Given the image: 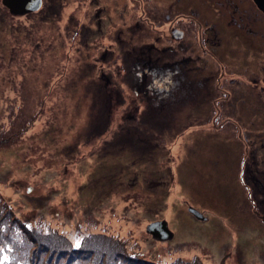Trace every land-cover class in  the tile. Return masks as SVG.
I'll return each mask as SVG.
<instances>
[{
  "label": "rangeland",
  "instance_id": "374dc122",
  "mask_svg": "<svg viewBox=\"0 0 264 264\" xmlns=\"http://www.w3.org/2000/svg\"><path fill=\"white\" fill-rule=\"evenodd\" d=\"M82 1L47 16L46 0L21 17L0 5V264H33L24 255L46 244L15 219L79 249L53 264H264V35L219 26L214 78L192 72L205 25L172 39L176 53L161 29L132 26L143 1L119 0L123 19L93 35L70 21H88ZM184 55L195 63L170 72ZM150 58L164 73L146 72ZM155 222L172 238L150 234Z\"/></svg>",
  "mask_w": 264,
  "mask_h": 264
},
{
  "label": "flooded vegetation",
  "instance_id": "af4514ba",
  "mask_svg": "<svg viewBox=\"0 0 264 264\" xmlns=\"http://www.w3.org/2000/svg\"><path fill=\"white\" fill-rule=\"evenodd\" d=\"M47 1L50 2L52 7H50V5L48 6V4L45 5V0H42V7L40 10H38L37 12H29L24 15L12 14L11 9L4 5L3 0H0V5L5 9V12L13 16L20 17L41 13L43 8H46L48 6V9L50 11H46L45 15L47 16L53 13L52 11L54 7L57 8L58 5L61 7L63 0H46V2ZM113 1L114 4L111 5L103 4L100 0H83L81 3L83 5V9L88 8L86 13H84L85 18L88 17V21L80 23V21H78L76 19V16L74 15L75 11H72V13L70 14V21L74 25H79V27L82 29L95 30L92 35L98 32V30L100 29H106L109 27L115 28L114 25H117V18L118 20H122L123 13L122 10L117 12L120 6L118 5L119 0ZM139 1L140 0H138V2ZM141 1L143 2L139 3L140 5L137 10L134 7L135 13L137 15L138 13H140V15L137 18L133 19V21L135 20V24L133 23L132 26L139 28L143 24H148V28L150 30H153L154 32L161 29L163 34L157 40L166 41L170 45H168V50L173 49L176 51V53L180 52L179 47H171V40L173 39L178 41L177 43L179 45L183 43L182 38H184V34H186L183 29H185L186 27H193V29L196 28L197 30V28L203 29V26H201L200 24L206 26L207 32H204L203 30H201V32H197L198 43L201 42L203 44V47L205 48L204 54L206 56L205 58H196L197 65L194 66V71L192 72L197 73L194 74L202 75V73L211 72L212 74L207 76H212L214 78L224 76L223 74L216 75V59L213 57L211 52L214 51L213 38L214 36L218 37L217 31L218 29H220L219 26H222L221 28H225L226 25H228L233 31L237 32L238 34H244V42H252L251 44H255V41H257L258 39L257 35L261 33L264 35V13L255 4L254 0H210V2L208 3L206 0H196V4L193 7H188L186 4V0H152L151 9H149L148 7L149 5L147 0ZM143 3H146L147 6L141 5ZM215 4L226 6L225 8H222V10H229H227L226 12H221V10L214 8L216 10L215 13L212 15L210 13L211 11H207L206 9H208L210 6V8H212V6ZM158 6L159 9L156 10ZM112 7L114 9H111ZM21 9L22 11H25L27 9V6H24L23 8L17 7L16 11L19 12ZM76 12H80V10H77ZM105 20H108V22H106ZM132 26H128V28ZM116 27H118L119 29L121 28V26ZM167 30L171 32L167 34ZM235 37L237 38V40H239V43L241 44L242 38L240 36L234 35L233 39ZM121 39L122 37L120 36L119 42ZM205 45H207V47H205ZM241 45H244V43ZM178 59L179 60L174 61V65L168 68L170 72H183L184 67L189 64L195 63L196 61L192 57L188 58L185 55ZM152 60L154 59H147L148 68L146 72L156 76L164 73V66L159 68L155 64L156 62H158V60L156 62H153ZM200 66H204V70ZM200 70L202 72H198ZM231 81L233 82V84L239 82L237 79H231ZM262 82L264 83V80H262ZM260 173L264 174L261 171ZM259 183L262 185V181H259Z\"/></svg>",
  "mask_w": 264,
  "mask_h": 264
},
{
  "label": "trees",
  "instance_id": "16d2710c",
  "mask_svg": "<svg viewBox=\"0 0 264 264\" xmlns=\"http://www.w3.org/2000/svg\"><path fill=\"white\" fill-rule=\"evenodd\" d=\"M147 77V76H146ZM144 77V78H146ZM147 80V79H146ZM2 219H0V227L2 228ZM15 221L20 223L21 229H23L26 233L25 236H21V237H25L26 239H29L30 244L32 245V247L34 246V244L36 245V243L38 242H45L46 244H40L39 245V250H37L38 252H36L34 255H30V257L25 254L23 258H28L30 260L31 263L33 264H53V261L55 259V256L57 255V260H60L62 258H66V256H68V252L70 250L67 249L68 246V240L65 237H60V236H56V235H50V236H43L40 233H35L32 234L35 231H32L30 227H28L27 225H25L23 222L21 223V220H14V224ZM11 225H13L11 223ZM14 227H10L7 226L5 227V229H7L8 231L13 230ZM10 236H8L7 239H9ZM9 245H16L15 241H14V237L10 238L8 241H4L3 242V247H8ZM35 247V246H34ZM71 247V245H70ZM1 248V246H0ZM72 248V247H71ZM79 249H73L71 253H78L76 251H78ZM43 254H46L48 256V261L46 263H44L43 258L41 257ZM33 256V258L31 259V257ZM93 256V255H92ZM76 258H80L82 260V258L80 256H76ZM99 261H102L103 263L105 262V260L103 258L98 257ZM144 258L138 257L137 258H132L131 257V262H133L134 264H155V263H150L149 261H144ZM37 261V262H36ZM73 263V262H71ZM19 264V263H18Z\"/></svg>",
  "mask_w": 264,
  "mask_h": 264
},
{
  "label": "water",
  "instance_id": "95a60500",
  "mask_svg": "<svg viewBox=\"0 0 264 264\" xmlns=\"http://www.w3.org/2000/svg\"><path fill=\"white\" fill-rule=\"evenodd\" d=\"M255 4L264 13V0H254ZM5 6L11 9L14 15H24L29 12H37L42 7V0H3ZM27 6L25 11L22 9L17 12V7L23 8ZM190 213L194 215L197 219H205L203 215L194 208H189ZM148 232L152 234L155 238L159 240H167L172 238V232L168 229L166 222H155L148 226Z\"/></svg>",
  "mask_w": 264,
  "mask_h": 264
},
{
  "label": "bare ground",
  "instance_id": "6f19581e",
  "mask_svg": "<svg viewBox=\"0 0 264 264\" xmlns=\"http://www.w3.org/2000/svg\"><path fill=\"white\" fill-rule=\"evenodd\" d=\"M176 191H177V189H176Z\"/></svg>",
  "mask_w": 264,
  "mask_h": 264
}]
</instances>
